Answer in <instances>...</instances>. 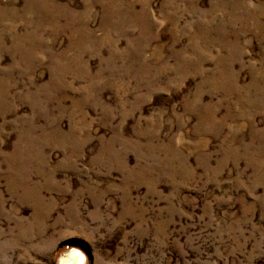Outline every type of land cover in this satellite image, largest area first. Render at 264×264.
<instances>
[{
  "label": "rangeland",
  "instance_id": "rangeland-1",
  "mask_svg": "<svg viewBox=\"0 0 264 264\" xmlns=\"http://www.w3.org/2000/svg\"><path fill=\"white\" fill-rule=\"evenodd\" d=\"M264 264V0H0V264Z\"/></svg>",
  "mask_w": 264,
  "mask_h": 264
},
{
  "label": "bare ground",
  "instance_id": "bare-ground-1",
  "mask_svg": "<svg viewBox=\"0 0 264 264\" xmlns=\"http://www.w3.org/2000/svg\"><path fill=\"white\" fill-rule=\"evenodd\" d=\"M83 261L85 262V256L73 250L68 252L65 257H62L58 264H78L79 262L84 264Z\"/></svg>",
  "mask_w": 264,
  "mask_h": 264
},
{
  "label": "water",
  "instance_id": "water-1",
  "mask_svg": "<svg viewBox=\"0 0 264 264\" xmlns=\"http://www.w3.org/2000/svg\"><path fill=\"white\" fill-rule=\"evenodd\" d=\"M64 257H65V256H64ZM78 264H80V262H79Z\"/></svg>",
  "mask_w": 264,
  "mask_h": 264
}]
</instances>
